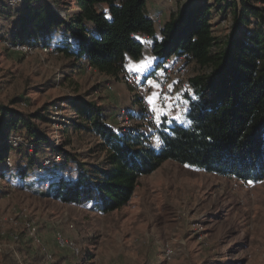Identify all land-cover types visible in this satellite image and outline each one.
Wrapping results in <instances>:
<instances>
[{"label":"rangeland","instance_id":"1","mask_svg":"<svg viewBox=\"0 0 264 264\" xmlns=\"http://www.w3.org/2000/svg\"><path fill=\"white\" fill-rule=\"evenodd\" d=\"M169 1L180 8L191 0ZM251 2L264 8V0ZM230 12L216 16L221 20L218 35L229 31ZM151 18L160 35L166 23L163 13ZM12 29L10 22L0 19V104L25 114L46 112L49 119L39 126L49 141L42 148L66 150L87 164L103 163L102 139L91 128L75 126L78 119L71 101L82 97L104 104L108 120L126 132L141 126L128 112H135L137 98H143L148 112L144 128L150 129V142L157 147L162 121L176 120L178 114L182 119L177 121H183L189 78L201 70L195 62L175 56L168 70L163 67L161 75L148 76L174 98L171 115L157 126L145 99L154 89L145 79L138 81L127 67L119 79L90 66L73 71V60L50 46L10 43ZM148 58L152 57L146 46L144 56L130 58L126 66ZM154 64L153 59L150 68ZM15 139L20 150L11 151L5 166L0 163V264H264V179L247 182L168 160L140 178L126 206L100 213L45 194L47 185L38 180L52 174L50 161L63 163L64 158H46L42 152L35 156V147L22 135ZM42 162L49 168L41 169Z\"/></svg>","mask_w":264,"mask_h":264},{"label":"trees","instance_id":"2","mask_svg":"<svg viewBox=\"0 0 264 264\" xmlns=\"http://www.w3.org/2000/svg\"><path fill=\"white\" fill-rule=\"evenodd\" d=\"M21 1L0 0V19L13 26L10 43L50 46L73 60V71L90 66L119 79L128 60L141 59L146 46L155 60L149 77H157L172 55L201 70L189 78L183 121H162L160 147L144 128L148 112L143 98H137L135 112H128L142 124L129 132L108 120L104 104L84 97L72 100L76 129L91 128L102 139V164L81 162L56 147L42 148L49 141L39 126L49 119L46 112L25 114L0 104L2 165L11 151L20 150L15 139L20 134L35 147V156L42 152L46 158H64L63 163L50 161L52 174L38 180L47 185L45 194L100 213L126 206L140 178L168 160L247 182L264 179V8L251 0H191L172 13L159 35L148 0ZM227 10L232 22L221 36L216 33L221 20L215 18ZM40 168L49 166L42 162Z\"/></svg>","mask_w":264,"mask_h":264},{"label":"snow or ice","instance_id":"3","mask_svg":"<svg viewBox=\"0 0 264 264\" xmlns=\"http://www.w3.org/2000/svg\"><path fill=\"white\" fill-rule=\"evenodd\" d=\"M153 59L154 58H148L147 60H141L139 63H129L126 67L129 72L137 74L136 78L138 81L145 79L148 86L154 89L145 97V99L151 112L154 114L157 126H159L162 117L171 115V109L173 107L172 101L174 98L169 96L166 91L161 90L160 83L154 79L148 78V75H150L149 69L152 65ZM155 75L159 76L161 73L157 72ZM167 87L168 89H171V85H168ZM173 118L176 120L182 119L179 114Z\"/></svg>","mask_w":264,"mask_h":264},{"label":"crops","instance_id":"4","mask_svg":"<svg viewBox=\"0 0 264 264\" xmlns=\"http://www.w3.org/2000/svg\"><path fill=\"white\" fill-rule=\"evenodd\" d=\"M175 3H177V2H175ZM175 3L170 2L169 0H148L147 6H148V11L150 12L149 15H151L152 13L155 15V14L161 12V13H163L164 19L167 22L172 15V13H169L167 10L170 8L172 10V12H174V11H177L179 8L176 6ZM176 7H177V9H176ZM153 14H152V16H153ZM133 61H135V60H133ZM185 109H186V107H185Z\"/></svg>","mask_w":264,"mask_h":264},{"label":"bare ground","instance_id":"5","mask_svg":"<svg viewBox=\"0 0 264 264\" xmlns=\"http://www.w3.org/2000/svg\"><path fill=\"white\" fill-rule=\"evenodd\" d=\"M155 21H156V23L157 24H159L160 25V22H161V19H160V17H156L155 18ZM156 25V24H155ZM157 26V25H156ZM162 28V27H161ZM18 46H20V45H18ZM25 46V45H24ZM46 48L45 49H48L47 48V46H45ZM181 58V57H180ZM184 58V57H183ZM176 58H175V55H172L171 57H170V60H169V62H168V65L167 66H165L166 67V69L168 70V67H169V65L175 60ZM60 243L62 244V246H64L65 245V241L64 240H60ZM67 243V242H66Z\"/></svg>","mask_w":264,"mask_h":264},{"label":"built area","instance_id":"6","mask_svg":"<svg viewBox=\"0 0 264 264\" xmlns=\"http://www.w3.org/2000/svg\"><path fill=\"white\" fill-rule=\"evenodd\" d=\"M52 50H54V49H52ZM55 51V50H54ZM159 80H160V78H159ZM145 103V102H144ZM146 106V105H145Z\"/></svg>","mask_w":264,"mask_h":264}]
</instances>
